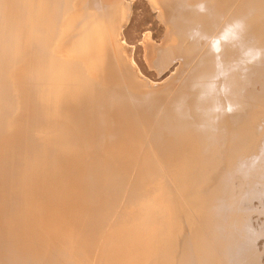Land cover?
I'll return each instance as SVG.
<instances>
[{
  "label": "bare ground",
  "instance_id": "bare-ground-1",
  "mask_svg": "<svg viewBox=\"0 0 264 264\" xmlns=\"http://www.w3.org/2000/svg\"><path fill=\"white\" fill-rule=\"evenodd\" d=\"M145 3L0 0V264H264V0Z\"/></svg>",
  "mask_w": 264,
  "mask_h": 264
},
{
  "label": "rangeland",
  "instance_id": "rangeland-1",
  "mask_svg": "<svg viewBox=\"0 0 264 264\" xmlns=\"http://www.w3.org/2000/svg\"><path fill=\"white\" fill-rule=\"evenodd\" d=\"M135 4L136 5H134V13H133V15H132V19H131V26H132V28H131V31H130V34H129V36L131 35V39H132V37H133V39L135 38V36L137 35V33L139 32V29L140 28H144L145 26H147V24L148 23H150L151 22V24H153V26H155L154 25V22L151 20V15H150V9L148 10V8H149V6L148 5H146L147 3H145V0H137V3H136V0H135ZM139 5V6H138ZM143 5V6H142ZM135 7H137V8H135ZM137 9V10H136ZM137 12V13H136ZM136 15V16H135ZM134 17V18H133ZM150 18V19H149ZM134 19V20H133ZM147 20H149V21H147ZM140 21H142V24L140 23ZM148 22V23H147ZM151 24H148V26H149V28L150 29H148L149 30V36H150V38H152L153 39V36H154V38L156 37V35L155 34H157V30H156V28L155 27H153ZM138 26V27H137ZM151 28H153V29H151ZM155 28V29H154ZM137 30V31H136ZM152 30V31H151ZM153 30H154V32H153ZM150 31H151V33H150ZM157 31V32H156ZM152 32H153V34H152ZM132 44V43H131ZM133 45V46H132ZM131 45V53H130V59H131V61L133 62V64H135V67H136V69H137V71L140 73V74H142L143 76L145 75V77H149V79H150V76H152V77H154L153 75V71H154V65H152L151 63H148L144 58H145V56H144V53L142 52L141 53V51H142V49H139L138 48V46H136L135 44H132ZM134 48V49H133ZM134 52H133V51ZM136 50H137V52H136ZM138 54H140V55H138ZM133 57H132V56ZM139 56V57H138ZM144 56V57H143ZM133 58V59H132ZM138 58V59H137ZM136 59V60H135ZM137 60H140V61H137ZM144 61V62H143ZM146 61V62H145ZM147 63V64H146ZM146 64V65H145ZM138 66V67H137ZM139 66H141V67H139ZM143 66V67H142ZM148 66H151V67H148ZM145 67V68H144ZM144 68V69H143ZM147 68V69H146ZM149 69H151V70H149ZM140 70V71H139ZM143 71V73H141ZM145 71V72H144ZM146 73L148 74L149 73V76L148 75H146ZM152 73V74H151ZM152 77H151V79H152Z\"/></svg>",
  "mask_w": 264,
  "mask_h": 264
}]
</instances>
